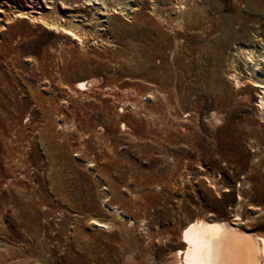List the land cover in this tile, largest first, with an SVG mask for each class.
<instances>
[{"label":"rangeland","instance_id":"rangeland-1","mask_svg":"<svg viewBox=\"0 0 264 264\" xmlns=\"http://www.w3.org/2000/svg\"><path fill=\"white\" fill-rule=\"evenodd\" d=\"M38 1L0 0V264H177L196 220L264 237V0L102 34L86 0ZM70 13L81 40L32 20Z\"/></svg>","mask_w":264,"mask_h":264},{"label":"bare ground","instance_id":"bare-ground-1","mask_svg":"<svg viewBox=\"0 0 264 264\" xmlns=\"http://www.w3.org/2000/svg\"><path fill=\"white\" fill-rule=\"evenodd\" d=\"M98 1L99 0H86V6L90 8V10L92 8L95 12L92 14L90 20L85 19L84 22L87 27H92L96 29V32L102 34L107 30L104 25V22H106L104 16H108L110 12L118 10L119 13L123 14L124 12L129 13L130 10H134V14L138 13L137 17L140 19L142 18L140 15L149 8V5H151L149 11L151 12V15L157 17L160 20L159 22L164 26H170V24L176 23L180 27V22L185 16V13L182 12L184 9L182 6L192 0H149L148 3H145L144 0H114L112 1L113 5L111 8L104 6V3L102 5L98 4ZM36 4L39 5L38 0H36ZM75 5L78 9V13L83 11L81 4L75 2ZM49 9L52 11L54 10L51 6ZM165 13L167 14L165 15ZM25 15H29V13H21L18 17L22 18L25 17ZM67 17L68 20L66 19L62 21L65 23L67 22V25H63L62 22H57L56 24L48 23L41 16L39 18L32 17V20H37L52 30L64 32V34H69L72 37L81 40V36L78 32L79 26L72 23V20L81 19L82 17L78 14L75 15L71 13ZM78 22L81 21L79 20ZM182 22L184 23L185 21ZM179 36H181V34L176 33L174 35L175 40ZM253 53L254 52H251L248 49L243 53L244 59L247 63L253 62ZM263 55L264 54H261L257 58L259 59ZM255 61H257V59ZM257 64H254L255 67L258 66ZM247 69L250 72V74H247V80L258 75L256 68L248 66ZM232 77L238 80L237 75H233ZM92 83L93 82L90 80L80 82L77 84V89L87 91L90 89ZM236 83L238 84V82ZM254 84L262 89L263 96L260 99L259 105L264 109V73H262ZM114 211L119 216L121 215V212L117 209H114ZM95 224L105 227V225L101 223L96 222ZM179 241L180 244L183 245V248L178 249L175 253L177 264H264V237L254 234H245L225 223L196 220L189 223L182 230Z\"/></svg>","mask_w":264,"mask_h":264}]
</instances>
